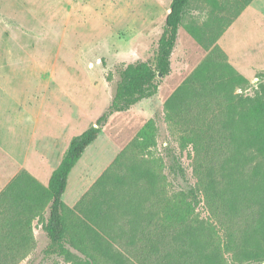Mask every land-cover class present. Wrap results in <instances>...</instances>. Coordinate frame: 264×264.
<instances>
[{"label": "trees", "instance_id": "trees-1", "mask_svg": "<svg viewBox=\"0 0 264 264\" xmlns=\"http://www.w3.org/2000/svg\"><path fill=\"white\" fill-rule=\"evenodd\" d=\"M251 1H170L152 58L119 70L108 108L71 137L46 186L21 171L0 191V264H17L27 255L31 221L41 218L37 213L44 204L45 256L70 259L73 249L90 264H221L195 224L202 203L231 264L264 262V85L251 96L235 92L248 79L216 43ZM202 4L209 5L205 18L187 20L191 6ZM180 25L206 53L164 102L179 119L182 141L191 145L194 184L169 193L153 172L116 174L121 153L70 210L62 200L70 170L112 112L157 92L170 72ZM152 129L149 120L135 145H152ZM170 167L184 179L177 156H171ZM136 179L145 182V193L136 188ZM72 211L78 214L77 228L68 221Z\"/></svg>", "mask_w": 264, "mask_h": 264}, {"label": "rangeland", "instance_id": "rangeland-1", "mask_svg": "<svg viewBox=\"0 0 264 264\" xmlns=\"http://www.w3.org/2000/svg\"><path fill=\"white\" fill-rule=\"evenodd\" d=\"M170 1L0 0V191L21 171L46 186L71 137L108 108L119 70L152 58ZM206 5L200 6L198 20L205 18ZM240 14L220 44L229 57L256 66L248 76L249 84L235 89L251 96L264 85V0H252ZM179 29L172 68L157 92L126 110L112 112L70 170L62 195L70 210L121 153L116 174L153 172L158 182L168 184L169 193L194 184L191 145L182 141L179 119L164 102L206 53L182 37L185 33ZM149 120L153 144L136 146ZM172 155L177 156L184 179L172 173ZM135 185L141 194L146 192L145 182L136 179ZM46 206L37 213L40 219L33 217L28 253L17 264H90L73 249L70 259L43 254ZM195 213L196 227L210 242L209 251L220 255L221 264H231L221 236L209 225L215 220L202 203ZM67 215L77 228L78 214Z\"/></svg>", "mask_w": 264, "mask_h": 264}, {"label": "crops", "instance_id": "crops-1", "mask_svg": "<svg viewBox=\"0 0 264 264\" xmlns=\"http://www.w3.org/2000/svg\"><path fill=\"white\" fill-rule=\"evenodd\" d=\"M207 7H208V9H209V5H206ZM193 8H195V9H193ZM193 8H190V10L188 11V13H187V20L192 16L193 18H199V14L201 13L200 12V9H198V8H196L195 6L193 7ZM191 9H193L192 10V14H191ZM168 11V10H167ZM207 12V11H206ZM167 13V12H166ZM194 13H196V14H194ZM166 15V14H165ZM242 14H240V16H241ZM240 16H238V18L240 17ZM238 18H236L226 29H225V31L220 35V37L217 39V41H216V43L222 48V46H221V44H220V42H221V39H222V37H223V35L224 34H226L227 33V31H229L230 29H232V27H233V25H234V23H235V21H237V19ZM200 21V20H199ZM180 28V29H179ZM178 29L179 30H182L185 34H182V37H185V38H187V39H189V40H192L199 48H201L200 46H199V44H197L196 42H195V40L186 32V30L184 29V27H183V25H180L179 27H178ZM178 29H177V37H176V43H175V45L177 44V42H178V40L180 39V35H178ZM174 48H175V46H174ZM174 48H173V50H174ZM202 49V48H201ZM173 50H172V53H171V55H170V70H171V68H172V54H173ZM203 50V49H202ZM222 50H223V48H222ZM204 51V50H203ZM224 51V50H223ZM205 52V51H204ZM225 52V51H224ZM226 53V52H225ZM183 56L181 57L182 59H184L185 57H186V54H182ZM226 55H227V53H226ZM227 58H228V62L239 72V73H241L242 75H244L247 79H248V76L249 75H251L252 74V72L254 71V69L256 68V66H254V65H252V66H250V67H247L246 66V63H250V62H248V61H245V60H243V59H241V58H238V57H229L228 55H227ZM253 64V63H252ZM257 68H260V67H257Z\"/></svg>", "mask_w": 264, "mask_h": 264}]
</instances>
